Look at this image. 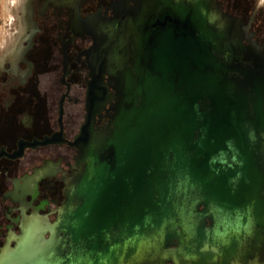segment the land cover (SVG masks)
<instances>
[{"label": "water", "instance_id": "1", "mask_svg": "<svg viewBox=\"0 0 264 264\" xmlns=\"http://www.w3.org/2000/svg\"><path fill=\"white\" fill-rule=\"evenodd\" d=\"M159 2L101 129L88 91L57 219L22 238L33 264H264V45L230 62L213 0Z\"/></svg>", "mask_w": 264, "mask_h": 264}, {"label": "flooded vegetation", "instance_id": "2", "mask_svg": "<svg viewBox=\"0 0 264 264\" xmlns=\"http://www.w3.org/2000/svg\"><path fill=\"white\" fill-rule=\"evenodd\" d=\"M213 3L236 24L223 56L248 64L251 47L264 45V14L254 0ZM31 9L33 23L1 58L16 83L0 89V264H33L22 257L29 248L22 238L32 220L57 219L65 179L80 166L75 140L87 120L88 91L95 86L102 92L101 107L90 119L93 130L101 129L134 70L141 30L161 3L32 0ZM57 228L37 230L49 238Z\"/></svg>", "mask_w": 264, "mask_h": 264}, {"label": "rangeland", "instance_id": "3", "mask_svg": "<svg viewBox=\"0 0 264 264\" xmlns=\"http://www.w3.org/2000/svg\"><path fill=\"white\" fill-rule=\"evenodd\" d=\"M254 1L256 7L264 14V0ZM31 7L32 0H0V89L2 91L12 88L16 80L12 79L8 70H5L7 63L1 58L5 51L14 45L16 36L23 31L26 32L30 23H33L32 20L36 16Z\"/></svg>", "mask_w": 264, "mask_h": 264}]
</instances>
